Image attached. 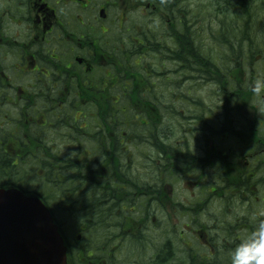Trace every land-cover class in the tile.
<instances>
[{
	"label": "flooded vegetation",
	"instance_id": "af4514ba",
	"mask_svg": "<svg viewBox=\"0 0 264 264\" xmlns=\"http://www.w3.org/2000/svg\"><path fill=\"white\" fill-rule=\"evenodd\" d=\"M188 7L197 6L191 3ZM118 9L123 21L128 13H141L153 42L174 43L173 33L183 34L186 11L182 0H0V171L4 172H0V188L20 189L22 166L30 173L40 172L44 165L39 158L51 161L56 155L101 156L104 145L114 147V157H123L126 163L119 165L120 175L114 172V264H150L151 257L131 258L128 241H133L129 238L137 234L144 221L151 217L161 221L165 216L166 185L163 180L159 196L147 199L153 190L146 185L152 187L153 183L142 181L141 173L139 182L134 181L136 176L130 171L132 157L156 153L157 147L151 140L171 139L177 147L182 146L186 134L177 113H182L183 83L193 84L195 80L176 68L163 70L156 85L150 84L147 73H132L126 93L120 95L130 97L132 124L149 125L156 120L161 122L164 132L112 131L106 132L104 139L100 132L102 110L114 109V103H121L120 96H114V88L118 87L114 85V10ZM142 31L128 26L125 34L130 43L144 44L149 40L142 37ZM261 58L264 43L257 53V59ZM260 73H264V62L255 70L250 83ZM242 78L238 83L241 86L230 92L231 98L238 92L240 99L238 136L242 154L239 165L232 166L230 174L237 175L238 184L255 181V199L261 206L258 215H264V96L253 94L247 99L244 72ZM249 102H255L251 115L247 110ZM172 107L177 113L169 122L168 109ZM89 109L93 111L88 112ZM170 126L174 132L167 131ZM224 136L222 140L227 142L229 138ZM147 169L143 164L141 171ZM25 181L29 187L35 184L30 185L28 178ZM214 191V184H209L208 192ZM135 196L138 203H134ZM152 201L159 206L153 207L150 216L145 203L149 207ZM78 248L76 256L82 258L86 246ZM105 263L104 259L101 264Z\"/></svg>",
	"mask_w": 264,
	"mask_h": 264
},
{
	"label": "trees",
	"instance_id": "16d2710c",
	"mask_svg": "<svg viewBox=\"0 0 264 264\" xmlns=\"http://www.w3.org/2000/svg\"><path fill=\"white\" fill-rule=\"evenodd\" d=\"M182 1L184 11H186L183 37L173 33L171 38L174 43L167 41L166 46H164L157 41H151L153 35L149 31L143 30L142 37L149 41L140 44L139 47L141 51L144 48L147 53L149 52L153 56H161L164 63L167 61L170 62L168 64L173 63L172 69L181 70L184 76L194 77L195 82L193 84H188L189 81L183 83L182 113L179 111L178 114L173 107L168 109L170 113L169 122H173L177 113L180 122H182V132L184 135L186 134V137H183L182 146L177 147L179 150L175 151L176 153H168L163 159L155 158V153L144 157L133 156L130 171L135 174L134 181L136 183L139 182L138 173L142 174L140 178L142 181L153 183L152 187L146 185L147 188L153 190L147 199L152 196H159L158 193L162 189L159 188V185L163 180L165 183L167 180L178 182L182 177L193 173L199 176L200 188L207 191L211 183L215 187L214 192L207 191L197 204L181 207L183 214H187V220H192L194 224L199 226V237L204 239L203 242L205 243L202 245L207 248L206 251L208 252L201 255V260L199 255L192 253L190 249L184 251L185 255H182V251L179 255V251L174 250L172 244L167 241L152 256L150 264H229V251L232 242L239 235L251 230L254 223L253 217L258 216L261 207L255 199V189H253L255 181L238 184L237 175L230 174L231 167L239 165L242 155L239 150L238 136L241 127V114L238 107L240 99L238 92L232 98L230 92L232 88L241 86L238 84L240 80H243L241 74L235 78L231 77L234 71L239 70L246 73V84H243V88L247 92L245 93L246 98L249 99L253 95L249 85L255 70L248 72L246 69L243 71L242 66L251 59H255L257 44L261 38L264 39L263 20L258 18L264 16V0H229V3L233 1L232 17L239 18V24L236 26H219L209 35H204L206 37L204 39L201 37L196 39V30L188 21L187 14L190 8L188 6L194 0ZM222 1H224V4L221 2L223 6L221 4L215 6L213 0H210L209 5L205 8H212L214 11L223 14L228 13L226 11L228 2L227 0ZM240 5H244L245 8H239ZM198 7L200 8V6ZM167 10H169V6H167ZM189 38L193 44L190 43ZM243 43L249 49L248 54L252 56L248 54L246 57L241 56V47H238ZM176 44L181 46L180 52L176 48ZM215 44L220 46L217 59L211 55L214 53ZM209 45L212 46L208 47ZM140 50L138 53H141ZM147 53L146 55H148ZM192 57H195L196 60ZM248 73L252 74L249 78ZM195 83L197 85L206 83L209 86L212 84L214 88L211 89L210 87L209 90L211 104H206L197 96L198 86ZM129 98V96H120L119 102L121 103H114V109L104 108L106 109L104 113V109L102 110L103 124L100 132L104 134V139L106 132L111 133L112 131L114 133L133 131L157 134L164 132L161 122L156 120L155 122L150 121L149 125L132 124L134 111L128 106ZM216 99L219 102L222 99L224 104L220 105ZM196 119L198 122L193 124L192 122ZM173 128L170 126L166 129L168 132H174ZM224 134L226 139L229 138L227 142L222 140ZM151 142L155 143L158 148L157 140H151ZM196 142H199L200 146L194 144ZM212 142H214L212 145L214 147L211 146ZM103 150L104 154L101 156L68 157L56 155L52 157L51 161L50 158H39L43 161V170L30 173L27 167L22 166L23 180L20 181L21 184L17 183L25 193L39 195L44 200L52 211L64 237L71 238L74 231L77 232L76 235H82L83 241L70 240L69 242L71 243L69 245L71 250H68V254L69 257L73 255L71 259L69 258L70 264H101L104 259L106 264H114V243L110 245V241L114 237V172H117L116 175H120L118 167L126 163L123 157H114V147L104 145ZM137 159L146 161L143 164L148 169L139 171L134 163ZM133 168L138 170L137 174ZM0 172L1 174L4 173L3 171ZM149 173L151 175L145 178L144 175ZM26 178H28L30 185L31 182L35 183L33 187L26 184ZM34 180L37 181L34 182ZM17 184L15 185L17 186ZM244 186H246L245 189H243ZM134 190L137 191V188ZM134 203H138V196H135ZM145 206L147 215L151 216L154 212L153 207H158L159 204L152 201L149 207L146 203ZM155 221L152 220V217L146 220V222H153V229L158 230V225L161 222L157 220L155 223ZM170 229L173 234L179 235L183 239L184 234H179L174 226L167 227L168 231ZM142 232L141 228L137 234L129 238L133 241H128V244L131 246L140 245L138 244L139 241L144 240ZM86 235H91L94 239L90 246H86ZM75 245L76 249H74ZM78 246L82 248L86 246L83 258L76 256L77 252H80ZM90 254L91 256H89ZM131 258L136 257L131 255Z\"/></svg>",
	"mask_w": 264,
	"mask_h": 264
},
{
	"label": "rangeland",
	"instance_id": "374dc122",
	"mask_svg": "<svg viewBox=\"0 0 264 264\" xmlns=\"http://www.w3.org/2000/svg\"><path fill=\"white\" fill-rule=\"evenodd\" d=\"M213 2L215 6L221 4V2H223L224 4V1L222 0H213ZM227 2H228L227 3L228 8H226V11L228 13H224V14L214 11V9L212 8H208V7L205 8V6L209 5L210 0H194L192 2L193 4H197L196 5L197 7L189 8V13L187 14L188 15L187 17L192 27H194L196 30V39H198L199 37H201L202 39L206 38L204 35H209L211 31H215L219 26L222 25L236 26L237 24H239V18L232 17L233 14H231V11L233 9L232 8L233 1L229 3V0H227ZM223 4L221 5L223 6ZM198 6H200V8ZM238 7L240 8V6ZM260 7L262 8V6ZM120 12L121 9L114 10V39H115L114 49L116 54L114 55V74H115L114 85L118 86L117 88H114V96H116L117 94L118 96H120L126 93L127 91L126 87L129 86L132 73H137L140 75H145L147 73L150 77L151 83L156 85L161 77L162 71L165 69H170V68L172 69L173 67V63L168 64L170 63L168 61L167 63H164V60L162 59L161 56H153L148 52V55L144 57L147 51L144 48L141 51L139 47L140 44L130 43L129 39H127L125 34V29L128 26H130L132 29L137 28L139 31L147 30L149 25L146 24L147 21L145 18H143V15L139 12L128 13L126 14V19H124L123 21L122 19H120L122 16ZM258 18L259 20L260 18L263 19V17H258ZM262 43L264 42L259 40V43L257 44V53L259 52ZM210 46L212 45H209L208 47ZM238 48H240L241 51L240 54L242 57H246L247 54L249 53L248 52L249 49L246 48V45L244 43L242 45H239ZM137 49L140 50L141 53H138ZM213 51L214 53H211V55L215 56V59H217V56L219 55L218 52L220 51V46L215 44ZM204 54H206V52H204ZM242 74L243 72L241 73V75ZM197 86H198L197 96L201 98L202 101L205 102L206 104H211V100L209 99V90L210 87L211 89L214 88L212 87V84L209 86L208 84L204 83L202 85L198 84ZM221 98L223 97L221 96ZM219 104L220 105L224 104L222 99L219 102ZM238 107H240L239 102H238ZM247 110L249 115L253 114L255 111V102L254 103L249 102ZM91 111L93 110L90 109L88 110V112ZM105 111L106 109L103 110V113ZM183 115L185 116V114ZM182 119L184 120V117ZM194 144L200 146L199 142H196ZM143 162L144 160H139V159L135 160V166H137L140 169V171ZM133 169L137 174L138 170H136L135 168ZM150 175L151 174L149 173L148 175H144V177L148 178ZM198 178H199L198 174L193 173L189 176L182 177L181 180H179L178 182H174L173 180L166 181L165 183L166 186L164 190L165 194L167 195L166 203H165L166 204L165 216L161 217L162 220L160 221L161 222L160 225H158V230L153 229L152 227L153 222L144 221L142 223L141 228L143 230L142 234L144 236V240L139 241L138 244L140 245L138 246L136 245L131 246V244H128L130 248L129 250L130 255L139 258H143V257L152 258V256L156 254V252L164 246V243L169 241L170 244H172L173 249L179 251L178 252L179 255L181 251H182V255H185L184 251L185 250L188 251L190 249L192 250V253L199 255L200 260L202 259L201 255L202 254L205 255V253H207L208 251H206L207 248L204 245H202L203 243H205L203 242L204 239L199 237L200 235V230L198 229L199 226L194 224L192 220L188 221L187 214L186 213L183 214L181 210V207L183 208V206H192L197 204L198 201L200 202L201 201L200 199L208 191V190L206 191V189L204 188H200L199 185L200 181ZM156 222L157 220L155 221V223ZM168 226H172V227L174 226L175 230H177L179 234L183 233L184 234L183 239L179 235L177 236L173 234L171 229L170 231H168L167 230ZM76 233L77 232L74 231V234L73 233L71 234L70 240H75L77 236ZM83 236H85V234H83ZM78 240L83 241L84 239L82 238V240L81 239ZM85 241H86V246H90L91 244H93L94 239L91 235H86ZM113 243H114V237L112 238V241H110V245H112ZM101 256H107V255H101ZM71 257H73V255H71ZM135 260H138V258H136Z\"/></svg>",
	"mask_w": 264,
	"mask_h": 264
},
{
	"label": "water",
	"instance_id": "95a60500",
	"mask_svg": "<svg viewBox=\"0 0 264 264\" xmlns=\"http://www.w3.org/2000/svg\"><path fill=\"white\" fill-rule=\"evenodd\" d=\"M0 264H68L65 239L40 197L0 188Z\"/></svg>",
	"mask_w": 264,
	"mask_h": 264
},
{
	"label": "clouds",
	"instance_id": "9594fccd",
	"mask_svg": "<svg viewBox=\"0 0 264 264\" xmlns=\"http://www.w3.org/2000/svg\"><path fill=\"white\" fill-rule=\"evenodd\" d=\"M256 96H264V73L258 74L249 85ZM250 231L232 242L229 264H264V215L253 217Z\"/></svg>",
	"mask_w": 264,
	"mask_h": 264
},
{
	"label": "bare ground",
	"instance_id": "6f19581e",
	"mask_svg": "<svg viewBox=\"0 0 264 264\" xmlns=\"http://www.w3.org/2000/svg\"><path fill=\"white\" fill-rule=\"evenodd\" d=\"M240 7H242V8L244 7L245 8L244 5H240ZM262 20H263L262 25L264 26V16H263ZM181 37H183V34L181 35ZM189 41H190L191 44H193L192 40L190 38H189ZM249 56H252V55H249ZM254 57H255V59H251L249 62L244 63V66L242 68L243 71L246 70V69H247L248 72L254 71L258 67H260V65L264 62V58L257 59V54ZM192 59L196 60L195 57H192ZM241 73L242 72L239 71V70L234 71L232 73L231 77L240 75ZM150 84H152L151 80H150ZM197 122H198V120L196 119L192 123L194 124V123H197ZM177 150H179V149L177 148L175 142L173 140H171V139H167V140H165L163 142L162 141H158V148H157V152L155 153L154 157L155 158H159V159H163L166 154H168V153H176L175 151H177Z\"/></svg>",
	"mask_w": 264,
	"mask_h": 264
}]
</instances>
